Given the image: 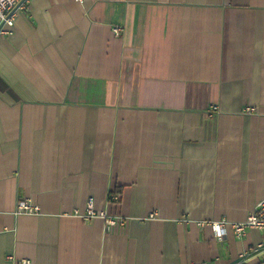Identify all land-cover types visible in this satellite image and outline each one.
Segmentation results:
<instances>
[{"label":"crops","instance_id":"0c3cea01","mask_svg":"<svg viewBox=\"0 0 264 264\" xmlns=\"http://www.w3.org/2000/svg\"><path fill=\"white\" fill-rule=\"evenodd\" d=\"M0 29V264L264 260L211 227L264 199V0H22Z\"/></svg>","mask_w":264,"mask_h":264},{"label":"built area","instance_id":"2783aa9c","mask_svg":"<svg viewBox=\"0 0 264 264\" xmlns=\"http://www.w3.org/2000/svg\"><path fill=\"white\" fill-rule=\"evenodd\" d=\"M22 0H0V20L7 25L8 27L12 28L15 25V7L21 2ZM78 2L82 3L83 0H77ZM11 30L5 31L0 29V33H10ZM122 32L121 27L115 28L116 35H120ZM254 108H249L248 111L252 112ZM19 212L27 213V214H37L40 211V207L37 205H32L27 201H23L20 203ZM101 217L106 222V228L111 229L118 224L124 225L125 219L120 217L119 215H110L105 211L97 212L94 207V201L92 198L88 201V210L87 214L84 218H95ZM203 225L204 223H200ZM230 225L233 228V231L238 237H245L250 229H258L264 230V199L258 204L254 211H252L245 221L239 222H218V223H211V227L213 231L216 233L217 236L222 237L226 231L227 226ZM263 245H260L257 249L253 250L258 252ZM22 263L27 264V261H22ZM207 264V263H201Z\"/></svg>","mask_w":264,"mask_h":264},{"label":"trees","instance_id":"16d2710c","mask_svg":"<svg viewBox=\"0 0 264 264\" xmlns=\"http://www.w3.org/2000/svg\"><path fill=\"white\" fill-rule=\"evenodd\" d=\"M263 262H264V260H261L258 257H254V258H252V259H250V260H248L242 264H262Z\"/></svg>","mask_w":264,"mask_h":264},{"label":"water","instance_id":"95a60500","mask_svg":"<svg viewBox=\"0 0 264 264\" xmlns=\"http://www.w3.org/2000/svg\"><path fill=\"white\" fill-rule=\"evenodd\" d=\"M262 264H264V262Z\"/></svg>","mask_w":264,"mask_h":264}]
</instances>
